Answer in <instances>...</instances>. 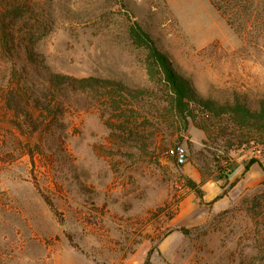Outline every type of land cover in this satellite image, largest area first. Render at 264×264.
<instances>
[{"label":"rangeland","instance_id":"obj_1","mask_svg":"<svg viewBox=\"0 0 264 264\" xmlns=\"http://www.w3.org/2000/svg\"><path fill=\"white\" fill-rule=\"evenodd\" d=\"M26 1L32 10L13 32L55 72L153 87L127 33L137 22L200 95L264 105V29L238 34L209 0ZM110 115L79 101L63 125L31 137L0 102V264H264L263 145L191 124L178 165L161 136L146 151L122 143ZM253 158L261 165L246 170Z\"/></svg>","mask_w":264,"mask_h":264},{"label":"trees","instance_id":"obj_2","mask_svg":"<svg viewBox=\"0 0 264 264\" xmlns=\"http://www.w3.org/2000/svg\"><path fill=\"white\" fill-rule=\"evenodd\" d=\"M209 2L240 35H252L264 29V0ZM31 10L26 0H4L0 7V54L4 59L0 62V102L6 114L13 117L11 123L20 131L27 127L31 137L42 131L52 132L63 125L66 110L81 101L108 111L111 115L104 123L116 129L122 143H140L142 151L148 149L150 138L161 136L160 148L169 155L170 150L179 146L176 143L183 140L191 124L208 138L214 139L218 132L226 136L228 128H232L246 132L242 136L250 143L264 146V105L252 108L239 96L233 102L220 103L200 95L191 79L137 22L128 26L127 33L132 44L144 51L146 72L153 85L150 88L132 89L114 79L75 78L53 71L44 56L35 51L31 39L23 45L25 40L13 32L15 22ZM145 109L156 124L143 115ZM140 119L143 120L140 122ZM148 125L154 130L145 133L144 127ZM165 128L169 135L163 133ZM170 157L176 162L174 156ZM254 164L261 165V162L253 158L245 169ZM188 183L191 188L196 187L193 181ZM43 197L53 208L50 198Z\"/></svg>","mask_w":264,"mask_h":264},{"label":"built area","instance_id":"obj_3","mask_svg":"<svg viewBox=\"0 0 264 264\" xmlns=\"http://www.w3.org/2000/svg\"><path fill=\"white\" fill-rule=\"evenodd\" d=\"M261 151L258 150V153ZM170 156H174L176 158V162L178 165H185L188 160V153L184 146H178L176 149L169 151Z\"/></svg>","mask_w":264,"mask_h":264},{"label":"crops","instance_id":"obj_4","mask_svg":"<svg viewBox=\"0 0 264 264\" xmlns=\"http://www.w3.org/2000/svg\"><path fill=\"white\" fill-rule=\"evenodd\" d=\"M261 162L264 164V160H262ZM252 166L255 168V167H258V164L252 165ZM230 169L232 172L238 173L240 170L243 169V164L238 160H234V161H232V163L230 165ZM215 191L216 190L213 189L212 192L216 193Z\"/></svg>","mask_w":264,"mask_h":264}]
</instances>
